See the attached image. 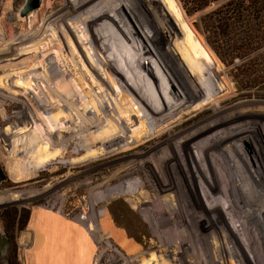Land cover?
Returning a JSON list of instances; mask_svg holds the SVG:
<instances>
[{
	"label": "rangeland",
	"instance_id": "1",
	"mask_svg": "<svg viewBox=\"0 0 264 264\" xmlns=\"http://www.w3.org/2000/svg\"><path fill=\"white\" fill-rule=\"evenodd\" d=\"M61 1L51 0L45 13L43 0L33 9L41 14L38 25L32 27L40 52L25 54L28 55L25 61L37 60L48 67L56 64L52 54L43 53L44 21L49 31H59L62 24L80 18L96 2ZM227 2L110 1L116 12L111 11L110 17L98 21L120 61L117 63L108 55L109 69L128 87L125 92L132 102L128 103L129 109L120 102L122 111L134 113L140 119L133 111L138 107L130 94L138 98L139 92L134 90L132 79L156 111L168 105L174 108L165 100L167 97L153 74L162 71V83H168L172 94L178 95L184 112L176 111L178 115L158 121L163 122L161 130L147 131L132 141L117 132L119 122H112L113 132L106 137L114 148L107 149L106 158L72 165L71 159L92 155L87 149L75 151L72 142L63 153L48 156L46 160L53 161L37 168L31 177L17 180L13 168L22 165L24 153L12 139L29 133L22 138L29 142L34 134L42 132L36 119L44 114L41 110L36 112L34 104L38 98L40 106H44V97L26 92L27 75L19 73L22 64L0 66V79L1 76L7 79L4 85L0 82V164L7 175L0 182V229L4 236H10L13 250L6 262L0 264H27V255L38 254L36 241L43 238V231L34 235L29 220L37 215L36 226L40 227L43 210L73 224L69 231L72 235L77 234L79 226L80 236L88 241L92 253L91 264H264V62L259 57L264 54V47L231 59L216 52L212 40L218 36L213 33L216 20L212 13ZM25 3L26 0H2L0 19L6 17L8 24L16 27L13 34L7 31L1 43L15 35L8 44L11 47L18 44L24 27L18 24L25 23L19 20L24 19L20 10ZM83 25L78 30L89 39ZM91 29L93 36L99 33L94 26ZM68 49L65 58L87 92L101 87L103 75L95 65L96 56L93 53L89 56L75 46ZM52 50L57 51L53 47L47 53ZM12 71L17 76L11 77ZM63 84L65 87V81ZM139 104L145 114L151 109L145 102ZM144 124L147 121L141 120L139 126ZM3 127H13L16 134L5 133ZM70 127L69 124L64 128L71 133ZM101 141H94L91 148L94 154L103 153ZM56 147L59 148L55 146L51 151L55 152ZM42 152L31 154V161H43ZM125 170L137 171L138 182L117 181ZM86 180L98 184L109 181L105 187L90 192L85 185L80 186ZM133 182L142 187L135 188ZM47 186L50 190L43 191ZM35 189L39 190L38 195L31 198L26 194L13 198L11 194Z\"/></svg>",
	"mask_w": 264,
	"mask_h": 264
},
{
	"label": "bare ground",
	"instance_id": "2",
	"mask_svg": "<svg viewBox=\"0 0 264 264\" xmlns=\"http://www.w3.org/2000/svg\"><path fill=\"white\" fill-rule=\"evenodd\" d=\"M43 1H44V13H45L47 10V5L51 4V0H43ZM110 1L112 2V0H105V1L101 0L98 2L96 0V2H94V5L91 4L88 7V10L82 13L84 17L80 15L81 19L78 17L73 18V19L71 18L69 22H66L61 25V27L59 28V31L58 30L49 31L48 29H46L48 25L46 26L45 21H44V29H43L44 31L42 30L43 31V35H42L43 36L42 38L43 53L44 55L52 54L51 56L54 59V62H56V64L54 63L53 66L49 65L50 67H48L46 64H39V61L37 60H34V62L25 61V59L28 57V55H25V54L29 53V56H32L33 54L35 53L37 54L40 52V51L37 52L39 43L37 42L38 41L37 37H35L36 34L32 31V27H34L37 24V22L40 20L41 14L39 11L32 10L28 12L26 16H24V19H19L25 23L18 24V26L20 27L24 26V27L21 28V35L17 41L18 44L13 47H11L8 43L15 38V35L10 36L9 40H7L8 42L6 43H1L2 42L1 40L3 36L7 33V31L13 34L12 32L14 31V28L16 27V25L12 26L11 24H8L7 22L8 20L6 21L7 19L6 17H2L0 19V31H1L0 33H2L0 34V45H2L0 47V66L2 64L7 65L6 63H13L14 67H16L18 64H22L21 70L19 71V73H21L22 75H27L26 81H27L28 91L26 90V92H28V94H31L33 96H38V97L41 96L42 98L44 97V106H40L41 101L39 102L38 98L34 104L35 106L34 110L36 112L37 110H41V112L43 111V114H44V117H43L44 120H41L43 118L36 119L37 127L42 132L37 135L34 134L33 137H31V141L29 142L28 141L25 142L22 140V138H25V136L29 135V133L28 134L23 133L20 135H16V137L12 139L19 146V149H21V151L24 153L23 158H21V161L23 162L21 163L22 165H16L13 168L15 169L14 174L17 180L31 177L32 173L35 170H37V168H41L43 165H46L47 163H51L53 161V160L47 161L46 159L48 156H53L54 154L63 153V151L66 150L67 147L72 142H74L73 144H75L74 145L75 151L80 152L81 150L87 149V151H90L92 155H89L87 158H83L80 160L78 159L79 157L71 159L70 160L71 164L73 163L76 165L77 163L83 162L85 160L91 161V160L106 158V153L110 150V148H114V143L110 144L111 141L110 140L108 141L107 140L108 137H106V136H109L108 135L109 132H113V129L110 126V124H112V122L114 121L116 123L117 122L120 123L116 126L117 132H119L122 135L128 136L130 138L129 140L132 141V140L141 138L147 131L150 133H153L155 130H161L159 129V126H161L163 122L158 123V121H161L162 119H170L171 117H174V115L177 114L178 112L181 114L184 112V109L181 108L182 106L179 104V101L177 100L178 95L172 94L171 90L169 89L168 83H164V81L162 83V80H164L162 76V71L159 72V75L155 71H153V74L155 75L153 76L158 81L157 85H159L158 86L159 89L161 90V92H163L165 97H167L165 100L167 102H171V104H173L175 107L170 108L168 105L166 109L162 111H156L153 104L150 102V100L148 99V97L146 96L142 88L138 85L136 80L132 79L133 88L134 90L139 92L138 98H141V99H138L137 96L134 95V93L130 94L132 97V101L138 107V110L133 108V111L137 113L138 116H140V119L137 116H135L134 113L127 114L122 111L120 102H123L124 104L123 106L127 109H129L128 103L132 105V102L125 92V90L128 89V87H126V85L122 81L119 82V77H118L119 75L115 73L114 70L109 69V66L107 63L108 55L109 57L114 58L117 61V63H119L120 61L118 60L116 56V52H114L112 48V45L110 43L111 40H109L110 38H108L109 36L107 32L104 31L105 29L102 28L101 22L98 21V19L100 18L103 19L107 16L110 17L109 15L110 12L116 10L114 6H112L113 4L110 5ZM61 3L63 5V1H61ZM1 4H2V0H0V5ZM9 9H10V4H8V7H6L5 9L6 14L9 12ZM96 16L98 18L97 20L94 21L93 17L96 18ZM17 18L19 17L17 16ZM83 22L84 23L87 22L85 26L83 25ZM81 25H83L82 30H85L84 33L92 37L91 40H90V37L89 39H87L85 36L80 34L78 27ZM92 26H94L95 29H97L99 32L95 36H93V32H92L93 30L91 29ZM68 46H71V48L75 46L80 51H83L87 55L93 53V55L96 56L95 60H97V63H95V65L103 75V78H102L103 82L101 83V87H98V88L95 87V89L92 88L93 89L92 93L87 92L88 90L82 86L81 80L78 77V75L74 74V72L71 70V64L68 63L67 61L68 59L65 58L66 51L70 49V48L68 49ZM95 46L98 47L99 52L97 51ZM53 47H55L57 51L52 50L47 53V51ZM5 50L9 52H5ZM121 64L125 68L130 70L129 67L125 65V63H123L122 61H121ZM42 65L43 67H41ZM161 66H164L165 68H167L165 66V63H162ZM161 66L159 67L161 68ZM0 69L2 68L0 67ZM13 69H9V70H13ZM15 73L17 72L12 71V73H10L12 74L11 77L15 76L16 75ZM7 74H5L4 76H6ZM1 77L2 78L0 79V82L4 85V81H6L7 79H4L3 76ZM64 81L66 83L65 87L63 84ZM17 85L15 84V86ZM123 96L124 98L122 99ZM116 97H118L119 99H117ZM140 101L145 102L151 107V109H149V112H147V114H145L144 110H142V107L139 104ZM193 108L196 109L200 107L197 105L195 106L193 105ZM121 114H123V116ZM151 119L153 121L148 122ZM4 120L6 121V119ZM141 120L147 121V124L146 125L144 124V126H139L141 123ZM72 122H75V123H72ZM41 124H43V128L41 127ZM69 124L71 125L70 127L71 133L68 132L66 128H64L65 126ZM129 127H132V129H130ZM4 129H5L4 130L5 133H10L11 135L14 132L13 127L12 128L7 127ZM163 129H166V127L162 128V130ZM167 131L168 130L162 133H165ZM36 133H39V132H36ZM13 134L15 135L16 133H13ZM96 140H100L101 143L104 144V148L102 150L103 153L99 154L100 152H96V154H99V155L94 154L91 149L93 148L92 145L94 144V141L96 143ZM55 146H58L60 149L56 147L57 148L55 149L56 151L52 152L51 150H53ZM125 147H127L128 149L129 145ZM119 149L121 148H118V150ZM38 150H40V152L43 151L42 154L44 153V156L42 158L43 161L39 163H34L33 161H31V154H33L34 156V154L37 153ZM138 175H139L138 172L135 170H132L130 172L125 170V172H123V175L120 176V178L117 179V181L121 179H128L129 181L135 180L138 182L137 180L139 178ZM108 181L109 180H106L102 184H98L97 183L98 181L92 182L90 180L89 181L86 180V182H84V184L83 183L80 184V186L85 185L86 187L89 188L88 191L95 192L97 191L96 189H100V187H103L105 184L108 183ZM137 182L132 183L135 186V188L137 187V185L139 187H142ZM57 183H59V181ZM181 185L183 184L181 183ZM48 188L49 186L45 187L43 191H45ZM25 191L26 192H22V193L17 192V194H15L16 193L15 192L11 194L13 198L14 197L17 198L19 197V195L23 196L25 194L27 196H30L31 198L32 195H38L39 190L36 191L35 189L34 191H30V190L29 191L25 190ZM145 199H148L149 201L148 196H146ZM172 263H174V260L172 261Z\"/></svg>",
	"mask_w": 264,
	"mask_h": 264
},
{
	"label": "trees",
	"instance_id": "3",
	"mask_svg": "<svg viewBox=\"0 0 264 264\" xmlns=\"http://www.w3.org/2000/svg\"><path fill=\"white\" fill-rule=\"evenodd\" d=\"M212 14L216 20L213 33L218 36L212 43L219 55L231 59L263 49L264 0H228ZM259 57L264 62V54Z\"/></svg>",
	"mask_w": 264,
	"mask_h": 264
},
{
	"label": "crops",
	"instance_id": "4",
	"mask_svg": "<svg viewBox=\"0 0 264 264\" xmlns=\"http://www.w3.org/2000/svg\"><path fill=\"white\" fill-rule=\"evenodd\" d=\"M36 217L38 218L37 215ZM37 218L31 217L29 227L35 232L34 235L43 231V238L36 241L39 244L38 254L26 256L27 264H91L92 253L88 249V241L80 236L79 226L76 228L77 234L72 235L69 231L73 224L66 222L58 214L43 210V224L40 227L36 226Z\"/></svg>",
	"mask_w": 264,
	"mask_h": 264
},
{
	"label": "water",
	"instance_id": "5",
	"mask_svg": "<svg viewBox=\"0 0 264 264\" xmlns=\"http://www.w3.org/2000/svg\"><path fill=\"white\" fill-rule=\"evenodd\" d=\"M40 0H26V3L23 5L22 9L20 10V16L24 17L27 15L28 12L31 10L35 9L36 7L39 6ZM7 178V175L3 169V167L0 164V181L4 180ZM5 240V238H3ZM7 246L6 243H2L0 245V261L1 262H6L7 259Z\"/></svg>",
	"mask_w": 264,
	"mask_h": 264
},
{
	"label": "flooded vegetation",
	"instance_id": "6",
	"mask_svg": "<svg viewBox=\"0 0 264 264\" xmlns=\"http://www.w3.org/2000/svg\"><path fill=\"white\" fill-rule=\"evenodd\" d=\"M7 178H5L4 180H2V181H5ZM1 182V181H0ZM5 232H1V229H0V245L2 244V243H6V246H7V254H6V256L8 257L9 255H10V253L11 252H13V250H12V243H11V238H10V236H8V235H6V236H4L3 234H4ZM3 238H5V240H3ZM16 250V249H15ZM16 252V251H15Z\"/></svg>",
	"mask_w": 264,
	"mask_h": 264
}]
</instances>
